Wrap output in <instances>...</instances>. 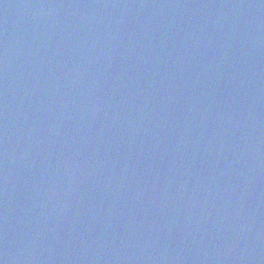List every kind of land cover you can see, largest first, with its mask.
<instances>
[{"label":"water","instance_id":"95a60500","mask_svg":"<svg viewBox=\"0 0 264 264\" xmlns=\"http://www.w3.org/2000/svg\"><path fill=\"white\" fill-rule=\"evenodd\" d=\"M0 264H264V0H0Z\"/></svg>","mask_w":264,"mask_h":264}]
</instances>
